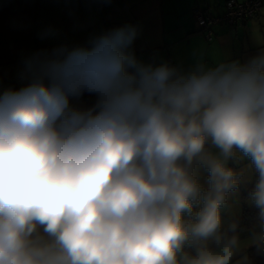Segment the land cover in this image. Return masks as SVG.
Wrapping results in <instances>:
<instances>
[{"label":"clouds","instance_id":"obj_1","mask_svg":"<svg viewBox=\"0 0 264 264\" xmlns=\"http://www.w3.org/2000/svg\"><path fill=\"white\" fill-rule=\"evenodd\" d=\"M137 35L126 24L88 46L38 51L27 82L0 91V264L264 257V49L245 63L197 57L185 71L138 59ZM86 93L91 106L72 103ZM245 157L259 211L246 230L222 229L249 171L229 163Z\"/></svg>","mask_w":264,"mask_h":264},{"label":"crops","instance_id":"obj_2","mask_svg":"<svg viewBox=\"0 0 264 264\" xmlns=\"http://www.w3.org/2000/svg\"><path fill=\"white\" fill-rule=\"evenodd\" d=\"M226 0H0V91L3 82L20 88L24 61L37 52V47L51 51L61 45L88 46L92 37L126 24L135 25L138 35L132 45L138 59L145 62L167 61L188 70L197 57L208 63L218 59H238L241 63L264 49V6L241 27L214 26V38L205 40L192 16L193 9L209 8L214 15H222ZM243 1V0H237ZM51 29L53 34L45 35ZM73 100L79 107H87V100ZM249 158L240 163L230 162L237 170L249 167L240 180L239 188L229 194L228 207L222 210V229L240 221L244 210L256 208L249 197L258 173L250 167ZM199 183L206 189L209 173L197 168ZM247 232L242 233L246 236Z\"/></svg>","mask_w":264,"mask_h":264},{"label":"built area","instance_id":"obj_3","mask_svg":"<svg viewBox=\"0 0 264 264\" xmlns=\"http://www.w3.org/2000/svg\"><path fill=\"white\" fill-rule=\"evenodd\" d=\"M262 6H264V0H226L222 15L212 14L209 8H196L193 9L192 16L205 40L211 42L214 38V26L241 27L253 19Z\"/></svg>","mask_w":264,"mask_h":264},{"label":"trees","instance_id":"obj_4","mask_svg":"<svg viewBox=\"0 0 264 264\" xmlns=\"http://www.w3.org/2000/svg\"><path fill=\"white\" fill-rule=\"evenodd\" d=\"M37 1H46V0H37ZM55 2H59L60 0H54ZM38 51H43L42 49H40L39 47H37V52ZM11 82L10 81H5L3 82V86L4 89H7L10 87ZM81 99H84V97H82ZM87 107L91 106L94 102L95 99H90L87 100ZM257 181L254 182L252 188L250 189V191L248 193H246L245 195L242 196L243 199L250 197V193L254 190L255 188V184ZM258 208L256 207L253 210H244L242 213V218L239 222L240 228L241 229H248L252 226L253 223H255L257 214H258ZM250 253L253 252L254 250L250 249L249 250ZM253 259L255 260V264H264V257H259V256H253Z\"/></svg>","mask_w":264,"mask_h":264}]
</instances>
